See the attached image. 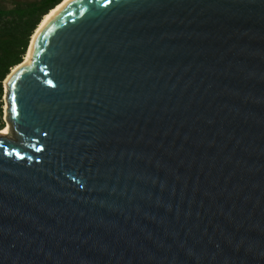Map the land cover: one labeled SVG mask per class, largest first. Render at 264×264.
I'll list each match as a JSON object with an SVG mask.
<instances>
[{
	"label": "water",
	"instance_id": "1",
	"mask_svg": "<svg viewBox=\"0 0 264 264\" xmlns=\"http://www.w3.org/2000/svg\"><path fill=\"white\" fill-rule=\"evenodd\" d=\"M7 79L0 264H264V0H70Z\"/></svg>",
	"mask_w": 264,
	"mask_h": 264
},
{
	"label": "trees",
	"instance_id": "2",
	"mask_svg": "<svg viewBox=\"0 0 264 264\" xmlns=\"http://www.w3.org/2000/svg\"><path fill=\"white\" fill-rule=\"evenodd\" d=\"M64 0H0V131L4 82L23 63L31 38L44 16Z\"/></svg>",
	"mask_w": 264,
	"mask_h": 264
},
{
	"label": "bare ground",
	"instance_id": "3",
	"mask_svg": "<svg viewBox=\"0 0 264 264\" xmlns=\"http://www.w3.org/2000/svg\"><path fill=\"white\" fill-rule=\"evenodd\" d=\"M70 0H64L62 3H60L58 6H56L53 10H51L46 16H44V18L42 19L40 25L38 26V28L36 29V31L34 32L32 38H31V42H30V47L28 49V52L24 58V61L22 64H20L19 66L15 67L7 80H9V78H11L13 76V73H15L16 71L20 70L21 68L25 67L33 46V37H37V35L42 31V29L46 26V24L50 21V19L63 7L65 6ZM9 126H7L6 128H4V130L1 131L0 134L5 135L8 132Z\"/></svg>",
	"mask_w": 264,
	"mask_h": 264
},
{
	"label": "rangeland",
	"instance_id": "4",
	"mask_svg": "<svg viewBox=\"0 0 264 264\" xmlns=\"http://www.w3.org/2000/svg\"><path fill=\"white\" fill-rule=\"evenodd\" d=\"M2 120L5 123V128H6L8 126V122L6 121L7 120V113H6V101H5V99H3V115H2ZM0 133H1V131H0ZM6 134H8L10 138H13L14 137V132H13V130L11 128L8 130V132Z\"/></svg>",
	"mask_w": 264,
	"mask_h": 264
},
{
	"label": "snow or ice",
	"instance_id": "5",
	"mask_svg": "<svg viewBox=\"0 0 264 264\" xmlns=\"http://www.w3.org/2000/svg\"><path fill=\"white\" fill-rule=\"evenodd\" d=\"M13 99H14V97H13Z\"/></svg>",
	"mask_w": 264,
	"mask_h": 264
}]
</instances>
